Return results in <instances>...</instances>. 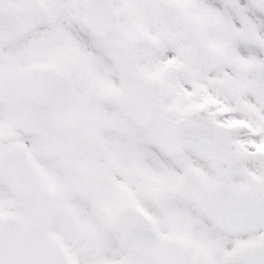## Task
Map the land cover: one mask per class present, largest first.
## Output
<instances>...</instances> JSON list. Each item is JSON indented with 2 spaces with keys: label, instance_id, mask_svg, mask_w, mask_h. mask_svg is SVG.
<instances>
[{
  "label": "snow or ice",
  "instance_id": "6c2138e0",
  "mask_svg": "<svg viewBox=\"0 0 264 264\" xmlns=\"http://www.w3.org/2000/svg\"><path fill=\"white\" fill-rule=\"evenodd\" d=\"M0 264H264V0H0Z\"/></svg>",
  "mask_w": 264,
  "mask_h": 264
}]
</instances>
